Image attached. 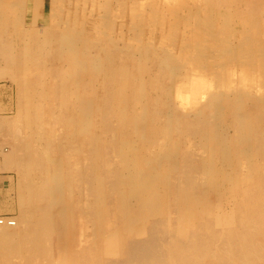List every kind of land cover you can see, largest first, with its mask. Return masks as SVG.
<instances>
[{
    "label": "bare ground",
    "instance_id": "obj_1",
    "mask_svg": "<svg viewBox=\"0 0 264 264\" xmlns=\"http://www.w3.org/2000/svg\"><path fill=\"white\" fill-rule=\"evenodd\" d=\"M3 1L0 54L33 90L0 122L14 137L0 168L24 184L20 216L0 218V264H264V105L242 102L257 78L244 73L219 107L235 68L214 78L162 55L151 71L148 50L113 49V26L86 24V11L110 20L123 0L53 6L46 27ZM192 1L184 28L208 26L219 49L239 39L234 61L264 53V0Z\"/></svg>",
    "mask_w": 264,
    "mask_h": 264
},
{
    "label": "rangeland",
    "instance_id": "obj_2",
    "mask_svg": "<svg viewBox=\"0 0 264 264\" xmlns=\"http://www.w3.org/2000/svg\"><path fill=\"white\" fill-rule=\"evenodd\" d=\"M22 1L24 7L23 15L25 24L27 26L30 25V21L32 20L33 16H35L37 23H40L41 27H46L53 18V11H51V8L53 6L57 7L58 10L59 8L63 9L65 7H72L69 4V1L71 0ZM72 1L71 4H73ZM123 1L124 2L122 6L118 7V10L115 9L116 14H114V16L110 20H106L107 17H105V13L99 11L98 9H96V12L94 13L86 11L87 15L89 16L88 18H86L87 25H91L90 23L97 22L102 23L101 25L109 23L114 27L115 32L117 33V36L120 37V39L119 41H116V44H112L114 46L113 49H129L128 51L132 50L133 54L135 55L145 53L144 51L148 50V54L150 53L153 56V58H151L152 61L150 60L151 71L155 69L159 64L157 63L158 61L162 62V55L168 57L166 59L169 62L171 58L184 55L181 71H189L191 68H193L192 71H197V73L203 71L204 73H206V76H212L214 78H217V74H219V71L222 72V70L226 71L230 68H235L234 74L228 73L229 77L226 75L227 78L225 79L223 75V78H221L225 79V81H227L230 86L228 88L226 87V90L221 87L222 92L226 96H224V102H222L219 107H223L226 109L230 107L231 100L232 98H234V93L237 89L240 88L238 80L240 79V77L244 76V73L249 77L254 76L255 78H257V81L256 85L253 82L250 84V87L253 88V90H251L250 93H245L243 95V104L247 109L250 108L247 106H252L250 105L251 102L253 103V101L257 100H259L260 105H264V85H260L264 83V53L260 57H258V55H253L254 57H258L257 59H249L245 57L241 61H234V55L243 50L242 44L240 43L239 39H237V41L236 39H231V42L229 43V45H226L225 49H219L216 47L221 46L216 42V39L219 37L218 35L213 36L212 34H209V37L212 36L215 40V42H212L217 45H212L211 39L208 40V26L201 31L197 26H193V28H191V26L186 25V28H184L188 13L191 12V10L197 9V7L194 6L195 3L192 0H178L179 3L175 5L165 2L151 4L146 2V0ZM135 2H138V4ZM3 3L5 2L3 0H0V8L1 4ZM111 4L113 7H116L115 1H112ZM133 4H137L135 9L133 8ZM83 7L87 8L89 6L84 5ZM101 15L103 16L104 21L101 20ZM111 21L115 24L111 23ZM109 24L107 28L100 25V28L103 30L102 33L114 36V33L112 32L113 30L111 26H109ZM189 24H192V20H190ZM260 30L263 31L260 33V42H263L264 29L262 28ZM194 34L196 35V38H194V40L190 39V35L194 36ZM100 35L101 34H99V37ZM101 37L103 36L101 35ZM136 40L140 41L141 43H137ZM143 44L146 46V48H144ZM126 46H128V48ZM190 49H192V55H189ZM166 50H171L170 56L169 51ZM208 51L212 53L211 56H208ZM188 56H191L193 58ZM196 57H200L202 58V60H199ZM56 60L57 59L55 58L53 62L48 61L47 63L48 65H51L50 67H53ZM188 60H193L196 62H193V64L187 63ZM123 62H125V59H123ZM127 64H130V62H127ZM159 68H161V66ZM17 76H20L19 72L17 71V67H14L8 56L0 54V122L3 120L12 121L17 117L18 113H22L25 93L27 94L28 91L33 90L29 82L25 80L24 82L23 80L18 81ZM173 85L175 89V84H172V86ZM24 87H28V90H25ZM257 92L259 93V96ZM153 97H155V95ZM205 100L206 98L204 97L203 101ZM32 105L35 106V104ZM247 109L245 111H247ZM252 111L254 112L253 109ZM226 120H228V117L226 118ZM259 126L260 124L256 122L255 129H257ZM13 139L11 136L0 132V155L2 156V160L3 156L5 157L9 153H11L12 144H14ZM28 145L31 146L32 143ZM3 163L4 161L2 162V164ZM23 185V179L21 178V174L17 170L4 166L2 169L1 166L0 218H11L16 221L17 217L20 216L19 195L23 191L21 189ZM23 195L25 194H22L21 196ZM58 232L59 230L57 232H54V235H57V237Z\"/></svg>",
    "mask_w": 264,
    "mask_h": 264
}]
</instances>
